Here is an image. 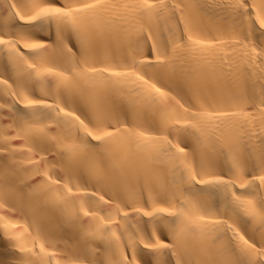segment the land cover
Segmentation results:
<instances>
[{
  "label": "bare ground",
  "instance_id": "1",
  "mask_svg": "<svg viewBox=\"0 0 264 264\" xmlns=\"http://www.w3.org/2000/svg\"><path fill=\"white\" fill-rule=\"evenodd\" d=\"M262 21L0 0V264H261Z\"/></svg>",
  "mask_w": 264,
  "mask_h": 264
},
{
  "label": "snow or ice",
  "instance_id": "2",
  "mask_svg": "<svg viewBox=\"0 0 264 264\" xmlns=\"http://www.w3.org/2000/svg\"><path fill=\"white\" fill-rule=\"evenodd\" d=\"M45 11H46V10H45ZM57 12L59 13L60 10L57 9ZM63 15L67 16L68 13H67V12H64ZM261 27H264V21L261 22ZM0 42H2V41H0ZM81 123H83V121H81ZM94 127L97 128V131H98V132H102L104 136L110 135V133L105 132V131L103 130V128H100L99 126H96V125H94ZM88 135L91 136L92 139H97V138H99V137H96V136H92L91 132H89ZM260 209H261L262 211H264V201H261V203H260ZM261 264H264V261H261Z\"/></svg>",
  "mask_w": 264,
  "mask_h": 264
}]
</instances>
